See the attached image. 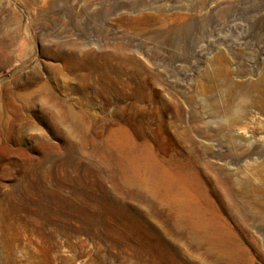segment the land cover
Masks as SVG:
<instances>
[{
    "label": "rangeland",
    "instance_id": "obj_1",
    "mask_svg": "<svg viewBox=\"0 0 264 264\" xmlns=\"http://www.w3.org/2000/svg\"><path fill=\"white\" fill-rule=\"evenodd\" d=\"M51 96L98 137L120 122L159 160L190 165L247 264H264V0H0V264H145L13 211L51 213L72 188L103 196L79 182L81 151L63 165ZM10 129L20 144L3 139ZM176 246L189 264H225Z\"/></svg>",
    "mask_w": 264,
    "mask_h": 264
},
{
    "label": "bare ground",
    "instance_id": "obj_2",
    "mask_svg": "<svg viewBox=\"0 0 264 264\" xmlns=\"http://www.w3.org/2000/svg\"><path fill=\"white\" fill-rule=\"evenodd\" d=\"M46 102L64 109L57 120L68 132V147L60 149L64 151L63 165H72L76 151H81L90 164L85 180L79 182L99 189L103 196L80 194L72 188V196L55 202L51 213L45 204L38 212L14 207L15 213L26 211L40 228L48 223L109 244L111 262L122 257L128 263L134 257L145 264H189V250L176 248L187 241L190 249L206 247L220 254L225 264L248 263L235 234L190 165L177 158L159 160L148 145L136 143L120 122L98 137L84 117L61 99L51 96ZM20 123L32 122L22 116ZM58 128L56 133L62 131ZM15 135V129H10L3 139L9 145L20 144ZM84 146H90L91 151L85 153ZM137 204L145 210L139 212ZM137 219L145 225L142 230ZM153 234L159 236L157 241L150 238Z\"/></svg>",
    "mask_w": 264,
    "mask_h": 264
}]
</instances>
